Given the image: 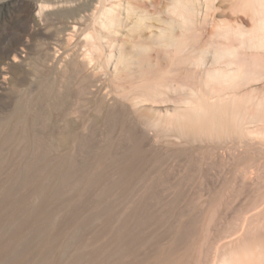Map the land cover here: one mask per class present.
Masks as SVG:
<instances>
[{
  "label": "rangeland",
  "instance_id": "rangeland-1",
  "mask_svg": "<svg viewBox=\"0 0 264 264\" xmlns=\"http://www.w3.org/2000/svg\"><path fill=\"white\" fill-rule=\"evenodd\" d=\"M181 1L189 12L193 7L188 19L184 6V17L178 16L177 0H86L85 13L77 17L80 29L86 31L85 40L55 31L67 22L64 17L71 13L69 8L51 5L41 11L44 0H0V121L19 106L17 120L28 109L30 97L36 93L33 89L45 88L46 97L52 89L51 94L65 91L71 75L77 77L70 85L72 90L83 92L80 102L70 110L72 124L80 128L76 131L78 143L67 160L61 159L67 151L50 135L51 127L31 128L34 143L28 154L13 141V150H9L10 144L4 148L0 145V264H32L42 254L57 253L73 241L86 245V264H220L233 253L243 255L246 262L245 241L264 233V12H258L256 6L257 16L254 0L253 7L245 8L243 0ZM111 6L118 17L116 25L120 24L108 33L100 26V17L102 10ZM94 32L101 41L88 39V34L96 36ZM228 47L234 53L230 50L231 54L225 55ZM136 54L137 61L146 55L151 72H144L139 61L138 66L136 60L131 65L125 62L124 56L129 60ZM109 55H114L113 59ZM120 55L125 65L118 59ZM221 72L232 77L224 80L226 74L220 80ZM212 74L214 80H210ZM188 99L198 111L180 105ZM107 108L120 120H106ZM184 109L194 112L192 116L197 112L202 123L197 118L193 121L201 127L195 134L191 130L194 139L190 137L184 144L173 138L170 142L174 146H168L156 137V130L162 127V132L173 134L177 126L174 123L172 128L169 123ZM101 115L107 122L90 125ZM165 122L169 125L164 128ZM151 125L152 130L148 128ZM141 133L147 134V140H142ZM6 137L7 131L1 130L0 144ZM129 150L131 154L144 151L156 161L144 163L140 167L143 171L160 179L173 178L166 180L171 187L164 185L165 178L161 182L163 203L156 205V200L149 199L151 205L139 204L141 169L129 189L126 178L118 176V184L108 194L112 205L117 204L113 209L118 215H111L112 209L100 208L105 214L90 220L86 233L73 227L59 238L58 232L69 223L87 220L92 203L107 183L99 179L86 185V174L90 177V170H100L103 162L116 166L131 155ZM56 159L63 162V174L47 179L45 172ZM172 181L177 186L170 189ZM179 190L185 195L180 196ZM64 195L72 196L74 204L68 205ZM71 204L77 206L73 216L71 209H66L72 208ZM102 204L106 205L105 198ZM137 204L143 209L139 207L135 215ZM158 208L157 218L141 222L144 214H149L145 209L154 214ZM120 214L124 218L129 214V219L123 222ZM98 248L105 250L93 257V250ZM258 253L250 261L254 262ZM262 254L254 264H264Z\"/></svg>",
  "mask_w": 264,
  "mask_h": 264
},
{
  "label": "bare ground",
  "instance_id": "bare-ground-1",
  "mask_svg": "<svg viewBox=\"0 0 264 264\" xmlns=\"http://www.w3.org/2000/svg\"><path fill=\"white\" fill-rule=\"evenodd\" d=\"M81 1V0H80ZM242 1V0H241ZM257 1V2H256ZM253 2V0L251 1V0H243V5H244V8H245V6L247 7V6H250V4ZM177 3H178V6H175V5H177V4H175L174 6L176 7H173V8H175V10H177L178 9V13L180 14V15H178V16H182V12L183 11H185V12H187L188 11V8H186V6H184V3L181 1V0H177ZM254 5H255V7H254V9H255V11L257 12V9H256V6H258L259 7V9H258V12H264V2H263V0H254ZM252 3V4H253ZM256 3H258L257 5H256ZM251 4V5H252ZM57 6L59 9H62V8H64V9H67V8H69L68 10H69V12H71V13H68V15L67 16H65L64 17V20H67V22H63V23H61V26H58L57 27V29L55 30L58 34H61V35H64V36H67L68 38H75V37H82L83 36V39H85L86 40V31H83L82 32V30L80 29V26L78 25V22H80V20H79V18H77V17H80L81 18V16H82V14L83 13H85V11H86V0H82V2H80V3H78L77 4V0H44V2L42 3V6H41V11H43L46 7H49V6ZM185 7V8H183L182 10H181V8L182 7ZM242 6V5H241ZM112 7V6H111ZM187 7H188V5H187ZM192 7V6H191ZM191 7H190V10H191V12H192V10H193V7H192V9H191ZM251 7H253V5L251 6ZM242 8H243V6H242ZM185 9V10H184ZM248 9L250 10V8L248 7ZM247 9V10H248ZM187 10V11H186ZM61 11V10H60ZM103 12L101 13V20H100V26H102V28H104V30L106 29V30H108V33H110L111 32V30L112 29H114V27H115V25H116V19L118 18L116 15H114L113 14V11H115L114 10V7H112V8H104L103 10H102ZM174 11V10H173ZM182 11V12H181ZM176 12V11H175ZM176 12V13H177ZM185 12H183V13H185ZM191 12H189L188 11V14L190 13L191 14ZM255 12V13H256ZM258 12H257V16H259L258 15ZM177 13V14H178ZM187 13L185 14V16L186 15H188ZM189 14V16H186V18L188 19L191 15ZM261 14H263V13H261ZM255 16V15H254ZM117 17V18H116ZM182 17H184V15L182 16ZM264 17V16H263ZM68 18V19H67ZM261 18V17H260ZM70 19L72 20V22L70 21ZM98 19V18H97ZM184 19V18H183ZM187 19H184V20H187ZM119 21V20H118ZM118 24H120V23H118ZM117 24V25H118ZM116 25V26H117ZM105 30V31H106ZM110 31V32H109ZM113 31V30H112ZM115 32V31H114ZM113 32V33H114ZM95 34H96V36L95 35H92V34H88V39H90V40H96V38H97V40L99 39L100 41H101V38L102 37H100V35L98 36L97 35V33L96 32H94ZM112 33V32H111ZM101 36H102V34H101ZM94 42V41H93ZM113 42V41H112ZM112 42H109V44L110 45H112ZM177 43V42H176ZM95 46L96 45H94V46H92V47H94L95 48ZM98 46V45H97ZM100 48V47H99ZM93 49V48H92ZM98 49V48H97ZM228 51H226L225 50V52H224V48H222V51L220 52V51H217V52H220L221 53V56L225 53V55H226V53L228 54V52L230 53V50H231V53L233 52L234 53V51H233V49H230L229 50V47H228V49H227ZM94 51H96L95 49H94ZM100 51H101V49H100ZM89 52V51H88ZM121 52V51H120ZM119 52V53H120ZM222 52H224V53H222ZM220 53H217V55H220ZM230 53V54H231ZM87 54H90V53H87ZM121 54H123V53H121ZM142 54V53H141ZM229 54V55H230ZM91 55V54H90ZM124 55V54H123ZM123 55H120V57L118 58L119 60H120V62L122 61V63L124 62V59H123ZM114 56V55H113ZM112 56V57H113ZM130 56V55H129ZM139 56V55H135L133 58H131V56L129 57V60H128V56H124L125 57V62H127L128 61V63L131 65V64H134L137 60V57ZM220 56V57H221ZM228 56V55H227ZM108 57H111V55H109ZM111 57V58H112ZM134 58H136V59H134ZM113 59V58H112ZM111 59V60H112ZM123 59V60H122ZM131 59H133V60H131ZM110 60V59H109ZM136 60V61H135ZM138 61H139V64H141V66H143V70L144 69H146V70H144V72L146 71V72H148V70H149V72H151L152 70H153V67H152V69H151V71H150V63H149V60L147 59V57H146V55H142L140 58H138ZM138 61H137V66H138ZM127 63V64H128ZM124 65H125V63H123ZM127 65V66H130V65ZM73 66V65H72ZM131 67V66H130ZM75 68H77V66H76V64H75ZM126 68V67H125ZM129 68V67H128ZM127 68V69H128ZM139 68H140V66H139ZM73 71V70H72ZM74 72H76V71H74ZM73 74V73H72ZM220 74V80L222 79V77H225V75L227 74H224V73H219ZM221 74H223V75H221ZM212 76H213V74H212ZM212 76H210V80H212V78H213V80H214V76L212 77ZM229 76V77H228ZM227 78H223L224 80H226V79H228V78H231L232 76H231V74H227V76H226ZM209 78V77H208ZM217 78V77H216ZM76 79H77V77H76ZM75 79V76L74 75H71L70 76V79H66V80H68V86H69V88L67 87L66 88V90L64 91H62V90H57V92H54V94H51L52 93V91H53V89L50 91V93H49V95L48 94H46L48 97H46V96H44L43 94H44V92H45V88H44V90L43 89H41V86L40 87H38V88H36V89H33V93H35V95H33L32 97H30L31 99L29 100L30 102H29V104L27 105V107H28V109H26L25 111H24V113L22 112V115L16 120L15 119V113H18L19 112V110H18V107L19 106H16V108L14 109L15 111L9 116V117H7L5 120H1L0 121V131L1 130H5V131H7V137L5 138V140H7V142L8 143H5L4 141L2 142V144H0L1 145V147L2 148H4V146H6V145H8V144H10V146L11 147H9V150H13V149H15L16 148V144H19L20 146L19 147H22V150H23V148H24V150H26V154H28V152L30 151V149H32V146H33V143H34V140H32V136H30V134H31V128H33V126H35L36 127V125H41V126H43V127H51L52 128V134L50 133V135H53L52 137L54 138V139H56L57 140V145L58 146H60V147H62L63 149L64 148H66V151H67V154H66V156H65V159H63V158H61L62 160H67V157H69V153H72L73 151L71 150V149H73L74 147H75V143L77 142L78 143V140H77V135H79L77 132H78V130H79V128H80V125L79 126H76V125H74V124H72V121L70 120V118H69V116L71 115V113H70V110H71V108L73 107V105L75 104H77L78 102H80V98L82 97L81 95H82V93L83 92H81V90L80 91H78V92H76V91H74V90H72V87L70 86L71 84H73L74 83V81L76 80ZM218 79V78H217ZM216 79V80H217ZM77 81V80H76ZM76 81H75V83H76ZM73 86V85H72ZM49 87V83L47 82L46 83V88H48ZM56 93V94H55ZM193 95V94H192ZM191 98H193L192 96H191ZM184 100V99H183ZM192 99H188V100H185V102L184 101H181L180 102V105L181 106H183L182 105V103L184 104V106L185 105H187V106H190V107H187V108H191V110L192 111H198V108H196L195 110H193L194 109V102L193 101H191ZM194 103V104H193ZM21 105V104H20ZM22 105H24V104H22ZM194 105V106H193ZM192 106H193V108H192ZM197 106V105H196ZM198 107V106H197ZM21 109V108H20ZM107 114H106V116L108 117L106 120H108L109 118L110 119H114V120H116V119H118V118H116V117H118V116H116V112L115 111H112V110H110L109 108H107ZM200 110V109H199ZM181 111H183V112H181ZM181 111H179V112H181V113H176L177 115L175 116H173L172 117V120H174V122L173 121H169L168 123L170 124V126L171 125H173L174 123V125H176L177 127H175L174 125V129L176 128V130L175 131H173L172 130V132L171 133H173V134H169V132H167V133H164V132H162V131H164V129L161 131V128H160V131L162 132V134L160 133V131L159 132H157L158 130H156V137L158 138V139H160V141H164L165 143H166V145H168V146H174V144H172L170 141L174 138L176 141L177 140H179L180 142H181V140H182V142L185 144V142L186 141H188V139L190 138V137H192V135H190L191 133L193 134V131H191V130H195L194 131V134H195V132H197L199 129H200V123H196L197 122V120H198V122H201V117L199 116V119L197 118V112L195 113L196 115H193L192 116V114L194 113V112H188V111H190L189 109H188V111H187V109L185 110H181ZM200 112V111H199ZM198 112V113H199ZM106 113V112H105ZM192 113V114H191ZM14 115V116H13ZM121 115H123V114H120V116ZM199 115H200V113H199ZM84 116V115H83ZM102 116L103 115H101V116H95L92 120H91V124L90 125H98V123H100V122H105L106 120H105V118H102ZM196 116V117H195ZM86 117V116H85ZM105 117V116H104ZM195 118H197V120H196V122L195 121H193V120H195ZM201 119V120H200ZM118 120H120V119H118ZM125 120V119H124ZM122 121V120H121ZM107 122V121H106ZM116 122V121H115ZM190 122H195L194 123V126H195V124L197 125L198 124V126L196 127V128H198L199 126V128L198 129H196L194 126H192V123L190 124ZM83 123V125H85L86 124V120L85 121H83L82 122ZM119 123V122H118ZM168 123H166L165 122V126H164V128L166 127V125L168 124ZM202 123V122H201ZM120 124V123H119ZM168 124V125H169ZM155 125V124H154ZM113 126V125H112ZM120 126V125H119ZM125 126V125H124ZM169 126V127H170ZM93 127V126H92ZM95 127H97V126H95ZM117 127H118V125H117ZM121 127H122V125H121ZM128 127V126H127ZM130 127V126H129ZM153 128V126L151 125V126H148V128ZM172 127V126H171ZM78 128V129H77ZM114 128H116V127H114ZM120 128V127H119ZM123 128V129H122ZM121 129L122 130H124V127H122ZM150 128V129H151ZM155 128H156V125H155ZM173 128V127H172ZM171 128V129H172ZM191 128H194V129H191ZM118 129V128H117ZM167 129V128H166ZM152 130V129H151ZM177 130H179L177 133L178 134H176V133H174V132H176ZM77 131V132H76ZM167 131V130H166ZM165 131V132H166ZM170 131V130H169ZM123 131H121V133H122ZM14 134H15V136H14ZM76 134V135H75ZM121 135V134H120ZM121 136H123V133H122V135ZM121 136H119L120 137V139H121ZM108 137V136H107ZM110 137V136H109ZM113 137V136H112ZM117 137V136H116ZM115 137V138H116ZM193 137H196V135L194 136L193 135ZM192 137V138H193ZM40 138V137H39ZM51 138V137H50ZM141 138H142V140H147V134L146 133H141ZM191 138V139H192ZM110 139V138H109ZM190 139V140H191ZM194 139V138H193ZM39 140V139H38ZM44 140V139H43ZM189 140V141H190ZM196 140V139H195ZM15 142L16 144H13V142ZM112 141V140H111ZM113 141H114V139H113ZM119 141V140H118ZM118 141H116V143L118 142ZM159 141V140H158ZM178 141V142H179ZM10 142H12V143H10ZM191 142H193V141H191ZM43 143V142H42ZM164 143V144H165ZM46 144V143H45ZM47 146H48V144H46ZM18 146V145H17ZM55 146H56V144H55ZM59 147V148H60ZM80 147V146H79ZM48 148V147H47ZM61 148V149H62ZM62 149V150H63ZM57 150V149H56ZM60 150V149H59ZM62 150H61V152H62ZM33 151V150H32ZM42 151V150H41ZM53 151V150H52ZM51 151V152H52ZM64 151V150H63ZM71 151V152H70ZM137 151V150H136ZM59 152V151H58ZM61 152H59V153H61ZM129 152H130V150H129ZM133 153L131 154V152L129 153V154H131V155H128L125 159H123V160H121L120 162H118V164L116 165V166H111V164L110 163H108V164H106L105 162H103V163H101V169L100 170H95V171H93V169L92 170H90V174L92 175H90V177H87V174H86V179H84V182L86 183V185H89V186H91V185H93L95 182H97L99 179H105V180H107V183H106V185H105V187H103L101 190H100V192L98 193L99 194V198H97V200H94V202L92 203V205H93V211L90 213V215L88 216V217H86V219L87 220H82V222H78L77 221V223H75V225L74 224H72V223H69L68 225H66L65 227H66V229L64 230V231H61V232H58V237L59 238H61L62 236H65L67 233V231H68V233H69V230H70V228H75V227H78V228H81L85 233H86V224L87 225H89V223H90V220H95L96 219V217H99L100 215H102V213H104L105 214V212H101V210H100V208L101 209H106V211L108 210V212L112 209V211H110V214L111 215H118V211H116V210H114L113 209V207L114 208H116L115 206H117V204L115 205V206H113L112 205V197L110 198V195H108V194H110L109 192L113 189L112 187L113 186H115L116 184H118V181L120 180L119 179V177H121V178H126V185L128 186V185H130L132 182H133V178H135L136 177V175L138 174V173H140L139 172V170L141 169L140 167L141 166H143V164L144 163H152V162H154L155 160H153V159H149V157L147 156V154H145L146 152H134V151H132ZM9 153V152H8ZM7 153V154H8ZM13 153V152H12ZM25 153V152H24ZM32 153V152H31ZM30 153V154H31ZM38 153H39V151H38ZM61 154H63V153H61ZM125 154V153H124ZM9 155V154H8ZM11 156V155H10ZM62 156V155H61ZM64 156V155H63ZM131 156V157H130ZM8 157V156H7ZM59 158V159H60ZM70 158V157H69ZM59 159H56V162L53 164V166L49 169V171H48V173L46 174V172H45V175H46V178L47 179H51L52 177H54L55 179H57V178H61V175L63 174V173H61L62 172V168H61V166L63 165V162H61ZM73 159V158H72ZM155 159V158H154ZM8 161H10V162H13V158L12 159H7ZM70 160V159H69ZM101 161V160H100ZM9 162V163H10ZM20 162V161H19ZM156 162V161H155ZM15 164H16V166L19 164L18 163V161H17V159H15V162H14ZM76 163V162H75ZM71 164H73V163H71ZM157 164V163H156ZM90 165V164H89ZM158 165V164H157ZM157 165H156V167L154 168V167H152L153 168V170L154 169H156L157 168ZM19 166V165H18ZM100 166V165H99ZM146 166H148V164L146 165ZM150 166V165H149ZM91 166H88L87 168L89 169ZM65 168H66V166L64 167V170H65ZM151 168V169H152ZM48 169V168H47ZM149 169V168H148ZM148 169H147V171H148ZM84 170V169H83ZM158 170V169H157ZM77 171V170H76ZM141 171L143 172V179L142 180H139V188L138 189H141V192L139 193V194H137L138 196H139V204L142 206V205H146L147 204V202H148V200L150 199V200H156L155 202H156V205H158V204H162L163 203V201H162V199L160 198V194H162V193H159V189H160V187H161V182H162V180H163V178H165V180H163L164 182H165V184L164 185H166V184H168V186L171 184L170 182H168V181H166V180H172L173 178L171 177V178H169V176H166V177H163V176H161V179L158 177V176H154V175H156V174H154V175H152L151 173H147V172H145V171H143L142 169H141ZM149 171H151V170H149ZM148 171V172H149ZM156 170H154L153 172H155ZM86 172H89V171H86ZM92 172V173H91ZM141 172V173H142ZM85 173V172H84ZM158 173H159V171H158ZM65 174H68L67 172H65ZM116 174H118V175H116ZM69 175V174H68ZM67 175V176H68ZM142 175V174H141ZM141 175L139 176V177H141ZM158 175V174H157ZM84 176V175H83ZM83 176L81 175V177H82V179H83ZM119 176V177H118ZM65 177V176H64ZM80 177V178H81ZM137 179H138V177H136ZM167 178V179H166ZM125 180V179H124ZM58 181V180H57ZM60 181H61V179H60ZM79 181V180H78ZM65 182V181H64ZM80 182V181H79ZM175 182V181H174ZM174 182L172 181V183H173V185L174 186H172V188H170V189H173V188H175V185H176V183L174 184ZM70 183V182H69ZM82 183V182H81ZM81 183H79V184H81ZM98 183V182H97ZM104 183H105V181H104ZM170 183V184H169ZM120 184V183H119ZM137 184V183H136ZM59 185V184H58ZM83 185V184H82ZM125 185V184H124ZM132 185H133V183H132ZM172 185V184H171ZM171 185H170V187H171ZM76 186V185H75ZM117 186H119V185H117ZM167 186V185H166ZM166 186H164V188H166ZM167 186V187H168ZM177 186V185H176ZM59 187V186H58ZM120 187V186H119ZM123 187V186H122ZM121 187V188H122ZM129 187L130 186H128V189H129ZM66 188V187H65ZM75 188V187H74ZM73 188V189H74ZM79 188H82V187H79ZM83 188H84V185H83ZM91 188V187H90ZM92 188H94V186H92ZM76 189V188H75ZM119 189V188H118ZM117 189V190H118ZM124 189V188H123ZM131 189V188H130ZM136 189H137V187H136ZM162 189V188H161ZM168 189V188H167ZM78 190V188L76 189V191ZM86 190V189H85ZM121 190V189H120ZM65 191H67V190H65ZM74 191V190H73ZM95 191V190H94ZM112 191H114V190H112ZM134 190H133V188H132V191H131V193L133 192ZM138 192H139V190H137ZM166 191V190H165ZM84 192V191H83ZM98 192V191H97ZM122 192V191H121ZM125 192V191H124ZM136 192V191H135ZM137 192V193H138ZM161 192H163L164 193V191H161ZM39 193H40V191H39ZM38 193V194H39ZM86 193V192H85ZM115 193V192H114ZM119 193V192H118ZM128 193V192H127ZM127 193H125L126 195H128ZM41 194H43V191L41 192ZM76 194H78L77 192H76ZM129 194H130V192H129ZM182 194L183 195H185V192L184 191H181V190H179V195L180 196H182ZM89 195V194H88ZM135 195H136V193H135ZM163 195H165V194H163ZM56 196V195H55ZM77 196V195H76ZM86 196V195H85ZM98 196V195H97ZM112 196H113V194H112ZM122 196H123V194H122ZM131 196V195H130ZM138 196H136L137 198H138ZM63 197V196H62ZM72 197V196H71ZM71 197L69 198V196L67 195V196H65L64 195V198H65V202H67V204H68V202L69 203H72L73 201H71L70 199H71ZM119 197H121V196H119ZM128 197V196H127ZM164 197V196H163ZM105 198V203H106V205H103L102 204V202H103V199ZM62 199V198H61ZM88 199H89V196H88ZM91 199V198H90ZM93 199V198H92ZM125 199V198H124ZM128 199V198H127ZM127 199H125L126 201H127ZM108 200V202H106ZM120 200V199H119ZM130 200V199H129ZM75 202V201H74ZM74 202H73V204H74ZM101 202V203H100ZM132 202V201H131ZM130 202V203H131ZM89 203H91L90 201H89ZM118 203V202H117ZM129 203V204H130ZM136 203V202H135ZM149 203V202H148ZM151 203V202H150ZM149 203V204H150ZM152 203H153V201H152ZM73 204H71V206H72V208H70V207H68V208H66L67 210L68 209H71V211H70V213H71V215L72 214H74V213H76V211H77V206H75V205H73ZM86 204V203H85ZM115 204V203H114ZM119 204V203H118ZM124 204V203H123ZM128 204V205H129ZM139 204H137L136 205V213H135V215L136 214H138V209H139ZM69 205V204H68ZM90 205V204H89ZM151 205V204H150ZM153 205V204H152ZM84 206V205H83ZM118 206H120V205H118ZM131 206V205H130ZM67 207V206H66ZM89 207V206H88ZM122 207V206H121ZM52 208V207H51ZM87 208V207H86ZM92 208V207H91ZM140 208H142V207H140ZM146 208H148V207H146ZM153 208V207H152ZM151 208V209H152ZM96 209H98L97 211H96ZM123 209H125L126 210V208H123ZM143 209V208H142ZM151 209H148V211L145 209V211H146V213L147 212H149V214H144V216L142 217V219H141V222H143L142 220H145V218H146V221H148V220H151V219H153V218H157L159 215H160V212L158 211L159 210V208L156 210V209H154V214L152 213V214H150V212L153 210H151ZM165 209V208H164ZM62 210V209H61ZM82 210H83V208H82ZM91 210V209H90ZM120 210V209H119ZM85 211V210H84ZM123 211V210H122ZM127 211V210H126ZM63 212H65V211H63ZM63 212H60L61 214L63 213ZM67 212V211H66ZM124 212V211H123ZM60 213L58 214V215H60ZM80 213V212H79ZM83 213V212H82ZM131 213V212H130ZM122 214H124V213H122ZM122 214H120V215H122ZM126 214V213H125ZM161 214L163 215V217H164V212L163 211H161ZM63 215V214H62ZM61 215V216H62ZM134 215V216H135ZM181 215H183L184 216V212H182L181 213ZM56 216V215H55ZM64 216V215H63ZM69 216H70V214H69ZM73 216V215H72ZM109 216V215H108ZM80 217V216H79ZM78 217V218H79ZM110 217V216H109ZM114 217V216H113ZM119 217V216H118ZM122 217H123V215H122ZM132 217V216H131ZM60 218V217H59ZM59 218L57 219V220H59ZM82 218H83V216H82ZM120 218V217H119ZM124 218V217H123ZM122 218V219H123ZM80 219H81V217H80ZM80 219H78L79 221H80ZM121 219V220H122ZM129 219V214H128V217H125L124 219H123V222H126L127 220ZM52 220V219H51ZM56 220V219H55ZM116 220V219H115ZM120 221V220H119ZM75 222H76V219H75ZM84 222V224H82ZM110 222V221H109ZM121 222V221H120ZM122 223V222H121ZM137 224H139V222L137 223ZM43 225V224H42ZM61 225V224H60ZM82 225V226H81ZM91 225V224H90ZM41 226V225H40ZM85 226V227H84ZM46 227V226H45ZM39 229H41L40 227H39ZM52 229V228H51ZM81 230V231H82ZM72 231H73V229H72ZM52 233H53V231H51ZM73 232H75L76 233V231H73ZM72 232V233H73ZM78 232H79V230H78ZM42 235V234H41ZM49 235V234H48ZM85 236H86V234H85ZM85 236H83V237H85ZM254 236V235H253ZM69 237V236H68ZM82 237V238H83ZM55 238V237H54ZM64 238V237H63ZM66 238V237H65ZM70 238V237H69ZM86 238V237H85ZM57 239V238H56ZM66 239H68V238H66ZM75 239V238H74ZM55 239H53V241H54ZM62 240V239H61ZM58 241H60V240H58ZM66 240H64V242H65ZM70 241V240H69ZM81 241V240H80ZM84 241L86 242V240L84 239ZM55 242V241H54ZM66 242H68V241H66ZM82 242V241H81ZM81 242H78V241H73V242H69V244H67L63 249H61V250H58L57 251V253H50V254H48V253H44V254H42V256L40 257V258H35L34 259V261H33V263L32 264H86V245L85 244H83V243H81ZM89 242V241H88ZM87 242V243H88ZM246 243H245V248H244V253H245V255H246V262L245 263H243V261H242V256H240L239 254H236V253H233V254H228V256H225V258L221 261V263L220 264H251V261H250V259L253 257V256H256V254H257V252H259L258 253V255H259V257H256V258H258V260L260 261V255L262 254V255H264V233H262V234H260V235H258L257 237H254V238H249V240L247 241H245ZM61 245V244H60ZM65 245V244H64ZM63 245V246H64ZM90 246V245H89ZM89 246H87V247H89ZM62 248V247H61ZM236 248V247H235ZM239 249V248H238ZM241 249V248H240ZM43 250V249H42ZM54 251H55V248L53 249ZM103 250H105V249H101V248H98L97 250H93V253L92 254H94L93 255V257H95L96 256V254H98V253H100V252H102ZM92 251V250H91ZM240 251V250H239ZM238 251V252H239ZM237 252V251H236ZM243 252V251H242ZM92 254H91V256H92ZM225 255V254H224ZM257 255V256H258ZM88 256H89V254H88ZM90 256V257H91ZM17 257V256H16ZM39 257V256H38ZM256 258H254V262H253V264L255 263V259ZM261 258H264V257H261ZM14 259V258H13ZM253 259V258H252ZM15 260V259H14ZM89 260V259H88ZM93 260V259H92ZM257 260V259H256ZM91 261V260H90ZM89 261V262H90ZM259 261H258V263H259ZM262 264V263H261Z\"/></svg>",
  "mask_w": 264,
  "mask_h": 264
}]
</instances>
